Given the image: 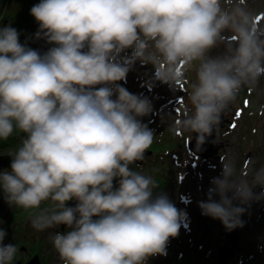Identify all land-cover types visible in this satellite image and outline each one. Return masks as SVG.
I'll return each instance as SVG.
<instances>
[{"label":"rangeland","instance_id":"rangeland-1","mask_svg":"<svg viewBox=\"0 0 264 264\" xmlns=\"http://www.w3.org/2000/svg\"><path fill=\"white\" fill-rule=\"evenodd\" d=\"M61 2L38 4L49 14ZM15 3L0 0V35L5 20L17 18L21 3ZM81 6L77 17H60L56 28L48 27L52 35L12 60L24 85L11 101L12 133L26 131L19 140L26 146L13 154L31 165L0 169V264L36 254L43 264H92L78 227L61 232L59 219L77 193L89 204L112 203L121 176L143 197L135 210L112 207L103 245L116 264H203L214 254L216 264L234 223L242 225L241 251L227 264H264V196L248 212L244 206L251 186L264 184V0ZM237 24H246L242 33ZM224 94V107L233 104L237 116L229 117L234 127L217 132L220 160L189 156L203 96ZM104 135L122 139L120 167L100 161L94 143L118 140ZM139 151L151 154L136 159ZM247 158L244 171L255 179L238 192L233 184ZM154 187L169 190L162 205L156 206Z\"/></svg>","mask_w":264,"mask_h":264},{"label":"water","instance_id":"water-1","mask_svg":"<svg viewBox=\"0 0 264 264\" xmlns=\"http://www.w3.org/2000/svg\"><path fill=\"white\" fill-rule=\"evenodd\" d=\"M246 24H237L239 33L244 31ZM93 36L100 35V32L93 29ZM122 51V50H121ZM119 51V53H121ZM72 79L69 74L66 78ZM112 92H108L111 96ZM218 102H205L197 111L193 122V137L187 145L188 152L195 158L208 161L209 159L220 160L219 151L223 145L219 143L217 138L218 128L227 123L224 120L225 113L229 109L222 110L218 113ZM212 120V122H210ZM118 140L101 139L94 143L95 147L113 162L117 167L122 163L121 153L118 150ZM150 152L139 151L135 154V158H142ZM244 179V174H240L234 181L233 189H237ZM115 200L103 206L88 203V196L85 193H77L73 197V201L68 202L62 211L59 219L60 231L64 232L69 227H78L79 236L84 242L86 254L93 260V264H116L114 255L104 248V241L109 231L111 222L110 214L114 204L118 203L129 192L131 184L124 178L118 177L114 186ZM264 192V184L253 187L247 204L257 202L260 195ZM242 225L234 223L226 232L227 242L219 249L217 253L216 264H227L229 260H233L240 251L238 242L240 239V230ZM15 264H42L39 255L33 256L29 261L23 263L17 261Z\"/></svg>","mask_w":264,"mask_h":264},{"label":"trees","instance_id":"trees-1","mask_svg":"<svg viewBox=\"0 0 264 264\" xmlns=\"http://www.w3.org/2000/svg\"><path fill=\"white\" fill-rule=\"evenodd\" d=\"M40 1L41 0H16L15 5H17V3L19 2L21 3L20 8H17L16 9L17 11H15L16 12L15 15H17V18H15L14 23L11 22L10 20H5L4 23L7 25L3 29L4 31L2 32V34L0 35V51H2V53L0 54V62H3L2 61L3 58L4 59L3 63H5L3 65V69L0 70V169L10 168V169H16L17 171H25L28 170L27 168L31 165V162H24L18 156H15L13 154L15 150L14 148L16 146L19 147L18 150H23L24 147L26 146V144L24 143L22 144L21 142H19L22 133L26 131L24 130L21 134L12 133L13 120L10 119V116L13 117L12 110L14 109V106L12 107L11 101L12 99L14 101H18V97L20 96V94H18L19 90L24 87L22 81H20V75H19L20 73L17 71L18 67L13 65L12 60L21 57V53L24 51V49L30 46V44L33 42L37 43V41H39L42 36L47 37L52 35L53 33H49L48 27L50 26L51 23H53V27L56 28L57 22L58 21L59 23L61 22L60 17L66 16L68 15V13L71 14L72 16L75 15L77 17V12L75 11V8L82 7L81 5L83 3H86L90 0H61L62 2L59 3L56 7L54 8L52 7L53 11L49 12V14L47 12L41 13L42 8H40L38 4L40 3ZM100 1L102 2L104 1L105 4L114 5V3H116L119 0H99V2ZM70 21L74 22L75 20L74 18L73 19L71 18ZM50 31L58 32L59 30L54 29ZM74 34L75 33H72V35L69 36L70 39L76 38L77 40L81 41V39L77 38ZM10 51L13 52L16 51V54L14 56H11L9 54ZM17 107L18 106H16V108ZM73 122L75 123V125L77 124L76 129L81 128V126L78 124L80 122V119ZM98 132H102V130L97 131V133ZM105 137L117 138V136H109V135H106ZM117 139L119 140L120 144H123L121 138H117ZM98 151H95V153H97ZM4 154L5 156H3ZM102 160L103 161L109 160V162L114 163L111 159L106 157L103 153L101 154L100 152V161ZM95 162H97V160ZM183 163L184 161L180 164V166L183 165ZM188 163L189 162H185V164ZM192 166L193 164H191V167ZM130 184H131V188L129 190V194L127 193L128 196H126L127 195L126 194L125 197H123L119 201L118 205L121 207L124 206L122 208L135 210L137 209L136 203L139 202V200L142 199L143 196L140 193V191H138V189L135 188L134 182L133 183L131 182ZM159 189L160 187L158 188V190ZM155 190L156 188L154 187V189H152L151 192ZM244 206L242 208H244ZM250 207L245 206V211H248ZM240 210L241 208H239V211ZM250 258L252 257L250 256ZM85 260L93 264V260L87 257L86 253H85ZM202 261L203 264H214L215 254L212 256H207ZM199 262L201 261L195 262L193 264H199ZM164 263H166V260ZM9 264H13V262Z\"/></svg>","mask_w":264,"mask_h":264},{"label":"flooded vegetation","instance_id":"flooded-vegetation-1","mask_svg":"<svg viewBox=\"0 0 264 264\" xmlns=\"http://www.w3.org/2000/svg\"><path fill=\"white\" fill-rule=\"evenodd\" d=\"M238 89L237 90H235V91H237V93H242L244 90L243 89H240V87H237ZM242 91H240V90ZM227 94H229V93H227ZM227 94H224V95H220V96H218L216 99L215 98H213L212 100H209L208 99V97H207V95H204L203 96V98H202V105L207 101V102H215V101H217L218 102V105H217V110H218V113H220L222 110H226V109H229V112H227V113H225V116H224V120H227L228 122L227 123H225L223 126H222V128H218V130H217V132L219 131V132H221L222 133V131L223 130H227V129H229V127L231 126V127H234L235 126V122L234 121H231L230 119H229V117L231 116V118L233 119V118H236V114H235V111H236V109H235V107H234V105L233 104H229V105H227L226 107H224V105H223V103H224V101L225 100H227L228 99V97L229 96H227ZM232 97H235V95H233L232 94ZM201 105V106H202ZM201 106H199L197 109H196V111L201 107ZM196 111H195V116H196ZM210 122H212V120H210ZM192 132H193V129H192ZM223 135V134H222ZM218 138V137H217ZM220 143V142H219ZM224 146V145H223ZM223 148V147H222ZM187 154H189V156H191V157H193L189 152L187 153ZM251 161V159L250 158H247V160H246V162H242L241 163V165H242V170H240V172L238 173V175H237V177L240 175V174H244V179H243V181H242V183L240 184V186L237 188V189H234L235 191H238V192H240L241 190H242V188H243V186L244 185H246V184H250V182H252V181H254V177L253 178H251V177H249V175H248V173H245L246 171H244V169L245 168H247L248 167V164L247 163H249ZM178 164V166H180V164H181V162L180 163H177ZM245 164H247V165H245ZM184 165V164H183ZM236 166V165H235ZM238 165L235 167L236 169H238ZM247 171L248 172H254V169H252V168H248L247 169ZM182 181L184 182V178L182 177ZM250 181V182H249ZM256 183V182H255ZM264 183V182H263ZM257 184H259V183H257ZM257 184H255V185H252L251 186V189H252V187L253 186H256ZM261 184V183H260ZM252 191V190H251ZM251 191L249 192V193H247L246 192V195H248L249 194V196H250V193H251ZM152 194H155V196H154V198H155V201H156V206H159V205H162L163 203H164V201L165 200H162V199H159L161 196H164V195H167L168 193H169V190H165V189H163V188H161V189H159V190H157V191H152L151 192ZM262 196H264V192L260 195V197H259V199L257 200V202H255V203H252V204H250V205H248L247 203L245 204L246 206H248V207H250V206H253L254 204H257V203H259V201H260V199L262 198ZM179 203H181V201H179ZM96 205V204H95ZM97 205H99V204H97ZM101 206V205H100ZM250 209H251V207H250ZM249 211V210H248ZM248 211H246V212H248ZM240 232H241V230H240ZM241 251V250H240ZM240 251L237 253V256H239V253H240ZM24 263H26V262H24ZM43 264V263H42Z\"/></svg>","mask_w":264,"mask_h":264},{"label":"bare ground","instance_id":"bare-ground-1","mask_svg":"<svg viewBox=\"0 0 264 264\" xmlns=\"http://www.w3.org/2000/svg\"><path fill=\"white\" fill-rule=\"evenodd\" d=\"M119 203V202H118ZM122 207H124V206H122Z\"/></svg>","mask_w":264,"mask_h":264}]
</instances>
